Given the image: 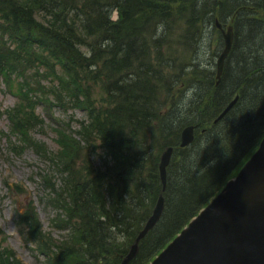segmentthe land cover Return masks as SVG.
Instances as JSON below:
<instances>
[{"label": "trees", "instance_id": "16d2710c", "mask_svg": "<svg viewBox=\"0 0 264 264\" xmlns=\"http://www.w3.org/2000/svg\"><path fill=\"white\" fill-rule=\"evenodd\" d=\"M217 18L235 27L218 84L215 63L194 60ZM223 47L220 33L215 54ZM168 48L175 57L162 58ZM0 82L17 97L6 110L10 148H33L59 175L42 178L63 239L42 232L34 204L20 219L46 264H120L160 195L161 153L176 147L162 216L129 263L147 264L264 136V0H0ZM39 106L57 151L33 136L45 124ZM57 108L86 117L73 128ZM190 124L196 138L180 147ZM0 264L21 262L0 243Z\"/></svg>", "mask_w": 264, "mask_h": 264}, {"label": "water", "instance_id": "95a60500", "mask_svg": "<svg viewBox=\"0 0 264 264\" xmlns=\"http://www.w3.org/2000/svg\"><path fill=\"white\" fill-rule=\"evenodd\" d=\"M218 26L222 28L220 23ZM222 31L225 47L218 58V82L234 41L232 25ZM235 101L236 98L216 121L224 117ZM194 131L195 125L183 130L182 147L193 142ZM173 151V147H168L161 158L162 191L166 189L167 166ZM163 208L161 194L152 216L121 264H128L136 255L140 239L158 222ZM149 264H264V137L237 175Z\"/></svg>", "mask_w": 264, "mask_h": 264}, {"label": "rangeland", "instance_id": "374dc122", "mask_svg": "<svg viewBox=\"0 0 264 264\" xmlns=\"http://www.w3.org/2000/svg\"><path fill=\"white\" fill-rule=\"evenodd\" d=\"M155 27H152L154 30ZM208 32V33H207ZM220 31L212 29L206 30V39L201 45V49L194 54V60L203 67H211L214 62L215 70L217 69L216 59L213 60L215 51L219 46ZM222 49L219 50V53ZM201 52V55L199 56ZM187 54L190 52H186ZM218 53V54H219ZM218 54H215L216 56ZM184 57V56H182ZM193 83V82H192ZM98 89V87H97ZM102 91L98 89L94 96L103 101L105 94L99 93ZM16 102V97L12 92H9L4 84L0 85V243L3 247H9L15 253L17 259L21 264H46L44 257L37 255L31 242H28L26 234L23 232V225L20 219L22 215L30 212L34 214L32 209L28 207L35 205V210L40 221V228L42 232L49 233L56 242H60L65 235L64 230L56 228L51 224L53 218L59 209L53 204H49L50 197L49 189L45 186L42 175L44 172H49V176L53 181L60 183L59 175L56 169L50 162L45 161L40 157L31 147L25 148L22 152L10 148V139L16 140L14 135L10 138L9 134V120L7 118L6 110L12 107ZM38 112L43 116L45 124L43 127H37L33 136L35 139L45 142L49 150L57 151L58 143L56 139V132L53 129L54 123L51 116L41 107L37 108ZM86 114L80 109H69L65 114L60 109L54 110L53 117H70L73 120V128L78 127V120L85 118ZM207 128V126H205ZM203 129V128H201ZM200 129V130H201ZM199 130V132H200ZM164 151V150H163ZM162 151V152H163ZM148 165H152L148 163ZM46 233V234H47ZM134 242V241H133ZM99 264V263H96Z\"/></svg>", "mask_w": 264, "mask_h": 264}, {"label": "bare ground", "instance_id": "6f19581e", "mask_svg": "<svg viewBox=\"0 0 264 264\" xmlns=\"http://www.w3.org/2000/svg\"><path fill=\"white\" fill-rule=\"evenodd\" d=\"M174 28H175V22L173 23V25H172V30H174ZM161 56H162V58H165L166 56H169L170 58H173V57H175V55H174V52H173V50L172 49H167V50H165V51H163V54H161ZM164 61H165V59H163ZM232 102V100L228 103V105L230 104ZM227 105V106H228ZM226 106V107H227ZM225 107V108H226ZM224 108V109H225ZM223 109V110H224ZM223 110H222V112H223ZM222 112H220V113H222Z\"/></svg>", "mask_w": 264, "mask_h": 264}]
</instances>
